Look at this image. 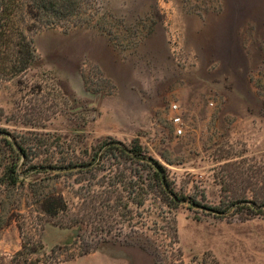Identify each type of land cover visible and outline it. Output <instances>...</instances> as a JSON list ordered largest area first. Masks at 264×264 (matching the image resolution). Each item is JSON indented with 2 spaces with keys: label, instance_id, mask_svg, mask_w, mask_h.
<instances>
[{
  "label": "rangeland",
  "instance_id": "rangeland-1",
  "mask_svg": "<svg viewBox=\"0 0 264 264\" xmlns=\"http://www.w3.org/2000/svg\"><path fill=\"white\" fill-rule=\"evenodd\" d=\"M71 1V27L37 31L31 66L0 76V128L40 165L0 197V264H14L22 241L66 246L62 256L73 258L63 264H264V217L226 221L152 194L138 206L129 161L94 178L44 169L103 140H135L178 195L215 204L223 163L264 168V67L230 81L213 61L242 48L260 58L264 0ZM7 181L0 170V191ZM50 193L65 202L55 216L39 205Z\"/></svg>",
  "mask_w": 264,
  "mask_h": 264
},
{
  "label": "trees",
  "instance_id": "trees-1",
  "mask_svg": "<svg viewBox=\"0 0 264 264\" xmlns=\"http://www.w3.org/2000/svg\"><path fill=\"white\" fill-rule=\"evenodd\" d=\"M74 6V1L71 0H0V76L12 77L28 69L35 59L33 34L44 27H71ZM30 154V149L18 143L5 128H0V170L8 177L5 183L8 188L0 191V197L10 187L23 183L29 172L37 171L40 165L30 163L32 162ZM110 160L115 163L105 165ZM69 161L71 163L63 167L47 165L44 169L51 172L58 168L65 170L76 168L80 173L94 178L100 171L112 173L113 168L117 170L119 167L114 164L129 161L136 169L137 183L134 182L135 185L132 186L137 190L138 206L144 204L148 194H152L170 209H176L186 201L190 207L200 208L213 217L226 221L264 217L262 167L245 168L236 161L223 163L221 165L223 174L218 178L220 198L217 203L208 204L201 203L191 196L178 195L166 167L135 140L129 144L103 140L91 147L90 151H85L84 158L74 154ZM21 165L23 168L27 165L26 169L20 170ZM201 195L204 199V193ZM39 205L42 211L50 216H55L65 209L62 196L55 193L42 197ZM7 224L8 222L5 223ZM168 227L175 240V226L170 224ZM65 247L54 245L46 251L40 242L22 241L11 260L14 264H63L73 258L71 255L62 256L61 251ZM87 252L89 249L86 248L79 255Z\"/></svg>",
  "mask_w": 264,
  "mask_h": 264
},
{
  "label": "crops",
  "instance_id": "crops-1",
  "mask_svg": "<svg viewBox=\"0 0 264 264\" xmlns=\"http://www.w3.org/2000/svg\"><path fill=\"white\" fill-rule=\"evenodd\" d=\"M261 52L260 58H256V53H254L253 50L248 49V48H242L241 50H232L228 49L226 51L227 53V59L223 60L221 58H215L213 60L216 64V67L219 71L224 72L223 70L228 71L229 79L230 78V73H234L235 78L230 80V81H237V76L238 73H243V72H248V71H259L261 67H264V50H260ZM258 65V67H255L254 65ZM255 67V68H253ZM244 80L248 79V74H243L242 75ZM232 77V76H231ZM237 77V78H236ZM81 258V257H80ZM79 258V259H80ZM92 258L95 259V257H85V261H83V264H87V261L92 260ZM78 258L76 260H73L72 262H77L79 260ZM97 264V263H96Z\"/></svg>",
  "mask_w": 264,
  "mask_h": 264
},
{
  "label": "built area",
  "instance_id": "built-area-1",
  "mask_svg": "<svg viewBox=\"0 0 264 264\" xmlns=\"http://www.w3.org/2000/svg\"><path fill=\"white\" fill-rule=\"evenodd\" d=\"M178 105L177 104H172L171 109L173 111H177ZM171 120L175 126V134H181L182 133V121H181V116L177 113L172 115Z\"/></svg>",
  "mask_w": 264,
  "mask_h": 264
}]
</instances>
